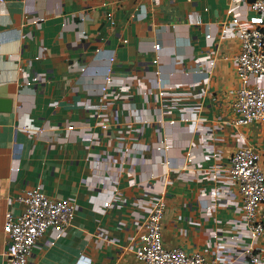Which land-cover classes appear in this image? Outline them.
<instances>
[{"label":"crops","instance_id":"0c3cea01","mask_svg":"<svg viewBox=\"0 0 264 264\" xmlns=\"http://www.w3.org/2000/svg\"><path fill=\"white\" fill-rule=\"evenodd\" d=\"M249 1L0 2V264L8 245L4 214L8 209L19 214L22 204L17 197L36 185H41L48 197H74L77 210L71 225L52 245L45 244L48 235L38 240L29 264H75L80 255L90 264H140L134 253L137 228L146 206L163 188L162 239L166 247L201 250L207 258H214L215 243H220L232 261L223 263L222 257L218 264H245L242 243L234 249L235 240L230 237L237 231L231 222L240 211L234 203L240 200L237 191L224 185L236 196L227 198L219 195L225 188L215 179L195 178L200 169L228 167L239 145L254 148L264 171V123L241 126L238 133L229 125L234 118L231 103L237 85L229 58L239 51V41L231 36L219 39L226 18L236 16L254 25L263 24L249 10ZM190 14L193 22L188 20ZM36 16L44 17L39 27L28 21ZM206 33L214 37L212 46L206 45ZM155 42L161 46L162 70L172 72L166 77L169 82L201 77L194 73L193 59L207 55L211 47L218 52L201 112L204 120L197 124L201 128L192 122L162 129L173 140V147L164 156L178 171L159 165L163 155L157 153H144V159H136L133 166L120 159V142L135 147L137 142L154 139V129L160 126L153 120L157 103H146L141 92L151 84L147 76L156 68L152 61ZM96 48L113 52L116 78L136 77L124 93L127 99L104 98L99 93L106 62L94 57ZM37 55L40 57L35 59ZM82 66L86 67L84 72ZM183 71L188 74L183 75ZM37 74L45 80L27 85L25 81ZM54 101L57 104H52ZM108 101L103 109L106 119L92 116L93 109L85 107L103 106ZM129 107L147 109L142 118L152 121L145 125L143 136L128 131L132 128L126 118ZM171 115L174 113L164 117ZM101 120L108 122L105 129L97 124ZM68 123L74 128L68 129ZM85 133H92L94 141L86 139ZM190 142L195 144L191 150L194 164L183 166ZM205 144H213L217 159L205 150ZM162 172L165 180L149 176ZM131 178L136 185H129ZM260 207L263 211L264 203ZM100 229H104L106 240L99 241ZM211 230L218 231L216 239ZM255 246L264 247V240L259 239Z\"/></svg>","mask_w":264,"mask_h":264},{"label":"built area","instance_id":"2783aa9c","mask_svg":"<svg viewBox=\"0 0 264 264\" xmlns=\"http://www.w3.org/2000/svg\"><path fill=\"white\" fill-rule=\"evenodd\" d=\"M248 8L260 17L262 25H254L246 19L235 16L231 19L226 18L221 23L219 34V39L231 36L239 41V51L229 58L237 78L234 99L231 103L234 118L229 121V125L236 130L235 133L239 132L241 126L264 123V0H251L248 3ZM43 20V16H36L28 21L39 27ZM188 20L193 22L194 15L190 14ZM213 38L211 33H206L207 46L213 45ZM152 49L155 51L152 61L156 68L147 76V80L151 84L141 89V92L146 103H149L150 100L157 103L153 120L160 126L154 129V139L137 142L134 144L135 147L120 142L118 145L120 151L122 149L120 159L122 162L132 163L133 166L136 159H144V153H157L163 155L158 160L159 165L165 170H176L173 161L164 156L173 147V140L169 133H165L162 129L167 126L192 122L195 123V127H200L197 124L204 120L201 112L208 93V80L215 66L218 52L216 47H211L207 55L193 59L194 73H199L201 77L189 81L169 82L166 77L172 72L166 73L161 68L158 54L161 50L160 44L153 43ZM94 52L95 58H104L106 62L99 93L104 98L127 99L124 93L136 80V77L116 78L113 75L115 61L113 52L105 53L99 48H96ZM39 57L40 55H37L35 59ZM80 70L84 72L86 67L82 66ZM182 73L187 75L188 71ZM35 80L44 81L45 76L37 74L25 82L28 85ZM194 89L197 90L192 92ZM52 104H57V102L54 101ZM109 104L108 101L103 106L85 105V107L93 109L92 116L106 119L103 109ZM146 110L145 108L131 110V107L127 109V122L129 120V125L132 126V128L128 126V131L133 130L139 136L144 135L145 125H149L152 121L143 120L142 112ZM167 113H174V115L167 119L164 117V114ZM113 117L116 122L118 115L115 113ZM97 124L103 129L108 126V122L102 120ZM136 124L141 125L134 127L133 125ZM67 128L71 130L74 126L72 123H68ZM38 130L42 129L38 128ZM210 135L212 134L208 135L209 139L212 138ZM84 136L89 141H94L92 133H85ZM193 147H195L194 143H188L187 151L182 158L183 166L187 163L194 164V155L191 151ZM204 147L217 159L219 155L213 144H205ZM200 170L195 179H215L216 182L221 183L222 188H225L219 195L234 198L236 196L231 193L232 188L228 189L224 185L227 184L235 188L240 200L234 203L238 205L237 209L240 211L239 215L231 220L232 224L237 227L236 233L230 236L235 240L232 247L236 249L239 247V243H242L241 258H243V263L264 264V247L255 246L256 241L264 240V210L261 211L260 207L264 203V171L254 148L250 145H239L231 155L228 167ZM131 173L134 174V171L131 170ZM149 176L150 178L161 176L162 179H166L163 172L150 173ZM136 184L134 178L129 180V185ZM164 193L165 189L163 188L152 198L151 204L145 208V214L141 216L142 220L137 228L139 232L138 245L134 251L140 264H218L222 257L220 261L223 263L231 262L232 257L223 253L220 243H215L217 251L214 258H207L205 252L201 250L189 252L182 247L168 248L164 245L162 239V217L166 208ZM202 194L207 195L206 192H202ZM17 200L22 204L21 212L15 215L8 209L4 214L3 232L8 245L2 253L3 264H29V257L33 249L37 247L38 240L44 235H48L49 238L46 239L45 244L52 245L54 240L61 238L64 230L71 225L77 210V202L74 197L61 199L48 197L41 185L26 189L22 195L17 197ZM217 232V230H211V237L216 239ZM97 235L99 241L106 240L104 229H100ZM130 239L134 240L135 237L131 236ZM75 264H90V262L86 261L85 255H80Z\"/></svg>","mask_w":264,"mask_h":264},{"label":"water","instance_id":"95a60500","mask_svg":"<svg viewBox=\"0 0 264 264\" xmlns=\"http://www.w3.org/2000/svg\"><path fill=\"white\" fill-rule=\"evenodd\" d=\"M103 25V24H102ZM102 32V31H101ZM100 37H102V36H100ZM5 103V102H4ZM7 109L9 108L8 106L6 107Z\"/></svg>","mask_w":264,"mask_h":264}]
</instances>
